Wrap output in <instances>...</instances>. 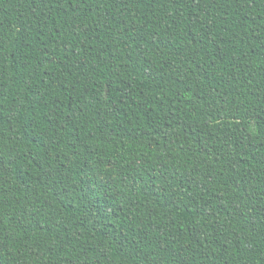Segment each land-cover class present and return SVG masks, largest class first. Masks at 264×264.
Wrapping results in <instances>:
<instances>
[{
	"label": "trees",
	"instance_id": "16d2710c",
	"mask_svg": "<svg viewBox=\"0 0 264 264\" xmlns=\"http://www.w3.org/2000/svg\"><path fill=\"white\" fill-rule=\"evenodd\" d=\"M0 264H264V0H0Z\"/></svg>",
	"mask_w": 264,
	"mask_h": 264
}]
</instances>
